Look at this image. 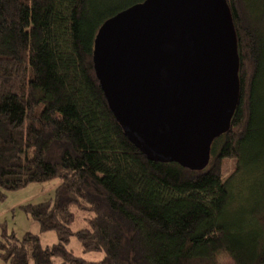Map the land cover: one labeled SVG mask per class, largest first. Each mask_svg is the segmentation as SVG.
<instances>
[{
	"label": "trees",
	"instance_id": "16d2710c",
	"mask_svg": "<svg viewBox=\"0 0 264 264\" xmlns=\"http://www.w3.org/2000/svg\"><path fill=\"white\" fill-rule=\"evenodd\" d=\"M145 0H0V200L58 180L23 209L57 244L14 234L9 264H264V0H226L238 43L239 105L209 165L149 160L126 136L97 79L101 26ZM233 168L224 176V162ZM77 207L91 218L73 231ZM76 237L83 252L68 249Z\"/></svg>",
	"mask_w": 264,
	"mask_h": 264
},
{
	"label": "water",
	"instance_id": "95a60500",
	"mask_svg": "<svg viewBox=\"0 0 264 264\" xmlns=\"http://www.w3.org/2000/svg\"><path fill=\"white\" fill-rule=\"evenodd\" d=\"M237 48L226 0H145L101 26L93 64L116 120L149 160L203 171L239 105Z\"/></svg>",
	"mask_w": 264,
	"mask_h": 264
},
{
	"label": "rangeland",
	"instance_id": "374dc122",
	"mask_svg": "<svg viewBox=\"0 0 264 264\" xmlns=\"http://www.w3.org/2000/svg\"><path fill=\"white\" fill-rule=\"evenodd\" d=\"M233 168V161L224 162V176L230 174ZM58 180L44 183L30 184L17 191L6 192V198L0 200V240L5 234H14L18 239H22L27 233L39 236L42 247H51L57 244V235L53 231L42 232L40 225L35 221L23 206L29 204H39L51 200L55 196L56 188L59 185ZM75 216L72 225L73 231H80L88 228V218L91 215L86 214L77 207L72 208ZM68 249L77 257L83 258L89 262H99L103 259L102 253L83 252L82 246L76 237H72ZM0 264H9L0 258ZM220 264H232L226 255L221 256Z\"/></svg>",
	"mask_w": 264,
	"mask_h": 264
}]
</instances>
